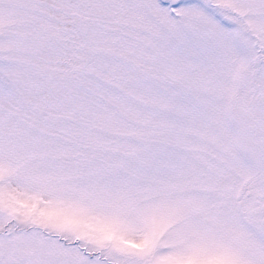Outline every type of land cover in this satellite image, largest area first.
Instances as JSON below:
<instances>
[{"label":"snow or ice","instance_id":"snow-or-ice-1","mask_svg":"<svg viewBox=\"0 0 264 264\" xmlns=\"http://www.w3.org/2000/svg\"><path fill=\"white\" fill-rule=\"evenodd\" d=\"M0 264H264V0H0Z\"/></svg>","mask_w":264,"mask_h":264}]
</instances>
